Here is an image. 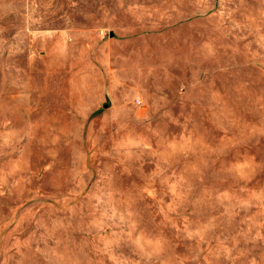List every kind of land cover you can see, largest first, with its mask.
Returning <instances> with one entry per match:
<instances>
[{"label":"rangeland","instance_id":"obj_1","mask_svg":"<svg viewBox=\"0 0 264 264\" xmlns=\"http://www.w3.org/2000/svg\"><path fill=\"white\" fill-rule=\"evenodd\" d=\"M0 264H264V0H0Z\"/></svg>","mask_w":264,"mask_h":264},{"label":"water","instance_id":"obj_2","mask_svg":"<svg viewBox=\"0 0 264 264\" xmlns=\"http://www.w3.org/2000/svg\"><path fill=\"white\" fill-rule=\"evenodd\" d=\"M113 35V34H112ZM110 107V104L107 105V108Z\"/></svg>","mask_w":264,"mask_h":264}]
</instances>
